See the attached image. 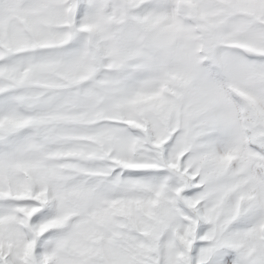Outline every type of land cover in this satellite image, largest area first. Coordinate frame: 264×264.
I'll use <instances>...</instances> for the list:
<instances>
[{"label": "snow or ice", "instance_id": "1", "mask_svg": "<svg viewBox=\"0 0 264 264\" xmlns=\"http://www.w3.org/2000/svg\"><path fill=\"white\" fill-rule=\"evenodd\" d=\"M0 264H264V0H0Z\"/></svg>", "mask_w": 264, "mask_h": 264}]
</instances>
